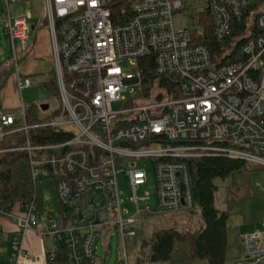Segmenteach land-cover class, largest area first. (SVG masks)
Instances as JSON below:
<instances>
[{"label": "built area", "instance_id": "obj_1", "mask_svg": "<svg viewBox=\"0 0 264 264\" xmlns=\"http://www.w3.org/2000/svg\"><path fill=\"white\" fill-rule=\"evenodd\" d=\"M3 1L22 94L32 81L19 70V53L29 49L34 26L31 12L12 17L10 5L30 0ZM43 1L59 98L39 105L42 120L35 123L27 121L30 104L22 99L18 110L1 111L0 138L24 132L23 144L13 149L28 153L33 179H56L59 207L48 212L46 230L38 229L35 201L5 211L14 224L5 264H94L102 228L119 233L123 258L116 264H130L127 246L140 213L195 207L190 161L224 156L264 167V0ZM184 14L187 24L180 25L176 16ZM244 17L253 27L248 24L243 58L220 64L206 42L209 29L222 43L234 20ZM145 56H154L158 73L178 77V92L155 86L142 94L138 60ZM45 127L64 138L33 141L31 131ZM144 161L154 174V207L141 206L150 192L138 196L149 178ZM122 174L133 212L123 207ZM262 226L243 235V256L234 264H264ZM29 231L51 238L34 257L26 247Z\"/></svg>", "mask_w": 264, "mask_h": 264}, {"label": "trees", "instance_id": "obj_2", "mask_svg": "<svg viewBox=\"0 0 264 264\" xmlns=\"http://www.w3.org/2000/svg\"><path fill=\"white\" fill-rule=\"evenodd\" d=\"M248 11L249 9L245 15H248ZM249 23V27H253L247 17L234 20L231 34L222 43H218L214 39L209 29L206 42H208L214 57L218 59L220 64L231 63L243 58L241 49L250 38L247 36ZM228 48H231V51L223 57V53ZM138 66L141 71L140 91L142 94H147L148 90L155 86L166 88L168 92H178V77L158 73L154 56L140 58ZM13 71H15V65L9 58L0 61V98L1 92ZM46 86L54 95V99H58L59 90L55 74L46 81ZM29 104L30 115L27 116V121L35 123L42 120L39 106L42 103L31 102ZM1 108L0 99V111H2ZM24 135L22 131L0 138V215H4L11 205L31 201H35L40 213L42 212V180L33 179L28 153L24 150L13 149L23 144ZM31 135L33 141L37 143H48L64 138L62 132L46 127L31 131ZM190 164L194 183V208L200 214L202 226L197 230H182L176 227L158 230L149 240L143 242L138 258L139 264L146 261L225 264L230 213L220 209L216 204V192L218 190L216 179H224L247 168V163L224 156H205L193 159ZM55 263V261H48V264Z\"/></svg>", "mask_w": 264, "mask_h": 264}, {"label": "rangeland", "instance_id": "obj_3", "mask_svg": "<svg viewBox=\"0 0 264 264\" xmlns=\"http://www.w3.org/2000/svg\"><path fill=\"white\" fill-rule=\"evenodd\" d=\"M6 11L7 7L4 1L0 0V61H5L8 58L10 59L13 52L12 43L4 30ZM10 11L12 17L27 15L28 12H31V22L34 25L40 26L42 24L44 29L48 30L49 28L47 21V7L43 0H30L12 3L10 5ZM187 17L188 16L186 14L176 16V20L180 23V25H185L188 20ZM49 35L51 38L50 32ZM17 49L20 51V46H17ZM19 54L20 56L23 55L22 52ZM28 57L29 58H25L24 61L31 58L30 56ZM50 60L52 61L53 57H51ZM126 69L133 72L137 71V69L134 66H131L128 62H126ZM13 76L16 78V72ZM34 78L36 77L31 78L33 87H31L30 90L25 88L23 90V94L20 93L17 79L15 83H10V81L8 82L7 87L4 89L5 91H3L4 93L6 91L9 93L10 100L13 104H15L12 111L19 109L21 97H23L26 103H42L45 100L51 101L54 99V95L50 90L47 93L39 94V91L36 90L37 81ZM51 78L52 76L50 75V79ZM39 95H43V99L35 100V97ZM2 111L8 112L9 110L2 109ZM142 164L146 165L149 178L148 182L138 190V196H145L146 192H150V200L147 203L142 202L141 206L147 204L154 207L157 204V192L155 188L153 170L148 161H144ZM119 182L122 190V196L125 199L123 207L129 208L133 212L136 209V206L129 200L132 196L129 180L122 174L119 177ZM216 184L218 185V190L216 192V204L220 209L229 211L230 213L228 220V245L225 264H234L236 260L242 258L243 256V235L245 233L257 231L263 227L264 167L259 164L247 163V168L235 172L224 179H216ZM41 188L43 215L42 220H40V227L44 225L42 230H46L48 224V212L58 210L56 179H43L41 181ZM4 220L3 241L0 245L1 264L6 263V255L4 252L10 247L13 235L12 222L7 217ZM8 222L12 227L8 226ZM201 226L202 220L196 208L166 213H140L137 217V223L135 225L137 235L128 243L127 246L128 253L130 255V264H138V258L140 256L143 242L149 240L158 230L168 227H176L182 230H197ZM101 230L102 234L96 241L98 261L101 259L103 260V264H116L123 258L122 241L119 233L116 230L107 229L106 231H103V228ZM50 242L51 241L48 235L45 236L44 242L43 238L38 235V238L33 239L32 244L27 242V247L30 254H40L45 249L44 245L49 248ZM43 243L45 244L43 245ZM98 261L96 264H99Z\"/></svg>", "mask_w": 264, "mask_h": 264}, {"label": "crops", "instance_id": "obj_4", "mask_svg": "<svg viewBox=\"0 0 264 264\" xmlns=\"http://www.w3.org/2000/svg\"><path fill=\"white\" fill-rule=\"evenodd\" d=\"M33 26H34V29L31 33L30 39H29L30 40V47L21 56V61L19 63V70H20L21 74H23V75L30 76L31 78L36 77V78H34L37 81L36 90L39 91V94L40 93L44 94V93L49 92V89L46 86V81H48L50 79V75L53 77V74H54V67H53L54 63H53V60L52 61L50 60L52 57L51 38H50L48 30L44 29L42 24L40 26L33 24ZM28 56H30L31 58L24 61L25 58H29ZM14 73H15V71H13L12 75L8 78L7 83H6L5 87L3 88V90L7 87L9 81H10V83H15V81L17 79V75L15 78V76H13ZM31 81H32V79H31ZM31 87H33L32 84L29 87H27L26 89L30 90ZM3 90L1 92V98H0L1 99V107H2L1 109L12 111L13 106L15 104H13L12 101L10 100L9 93L7 91L4 93L5 90L4 91ZM22 94H23V91H22ZM35 98H36L35 100L43 99V95H39ZM21 99L24 101L23 97H21ZM42 101H44V100H42ZM46 101L47 100H45L44 102H46ZM3 107H5V108H3ZM40 215H41V220H42V215H43L42 212L40 213ZM4 219H6V216L0 215V221H1L0 222V245L2 244V241H3V232H4L3 222L5 221ZM8 226L9 227L13 226L12 231L14 230L13 222H12V226L8 222ZM42 227H44V225ZM42 227H40V224H39L38 229L41 230ZM45 236L46 235H44L43 237L41 236L43 238V242H44ZM36 238H38V234L35 231H29L27 234L26 247L28 245L27 242L32 244L33 239H36ZM49 239L51 241L50 237H49ZM44 244L45 243H43V245ZM4 253L6 255V262H7L9 254H10V247L7 248ZM28 253H29V256H31V257H34V255L36 254V253L30 254L29 250H28ZM0 257H1V253H0ZM97 261H98V258H97ZM97 261L94 264H96ZM98 262H99V264H103V260H101V259Z\"/></svg>", "mask_w": 264, "mask_h": 264}, {"label": "water", "instance_id": "obj_5", "mask_svg": "<svg viewBox=\"0 0 264 264\" xmlns=\"http://www.w3.org/2000/svg\"><path fill=\"white\" fill-rule=\"evenodd\" d=\"M40 106H41V108H47L48 104L47 103H42Z\"/></svg>", "mask_w": 264, "mask_h": 264}]
</instances>
